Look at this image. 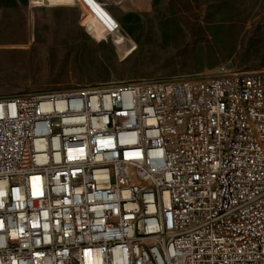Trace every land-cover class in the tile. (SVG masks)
<instances>
[{
  "label": "built area",
  "instance_id": "built-area-1",
  "mask_svg": "<svg viewBox=\"0 0 264 264\" xmlns=\"http://www.w3.org/2000/svg\"><path fill=\"white\" fill-rule=\"evenodd\" d=\"M260 204L264 67L0 95V264H264Z\"/></svg>",
  "mask_w": 264,
  "mask_h": 264
},
{
  "label": "rangeland",
  "instance_id": "rangeland-1",
  "mask_svg": "<svg viewBox=\"0 0 264 264\" xmlns=\"http://www.w3.org/2000/svg\"><path fill=\"white\" fill-rule=\"evenodd\" d=\"M11 2L0 6V95L264 67V0Z\"/></svg>",
  "mask_w": 264,
  "mask_h": 264
},
{
  "label": "bare ground",
  "instance_id": "bare-ground-1",
  "mask_svg": "<svg viewBox=\"0 0 264 264\" xmlns=\"http://www.w3.org/2000/svg\"><path fill=\"white\" fill-rule=\"evenodd\" d=\"M32 1L29 3L31 7ZM55 158H63V151H55ZM214 180L217 184H224L228 190V195H235L237 191V184L233 179V167H224L214 171ZM235 203V196H227V201L221 204V214H229L232 205ZM153 206H161L160 187H153ZM138 213H145V205H138ZM257 213H264V204L257 206ZM100 215H108V207L100 208ZM157 230L156 222L148 223V232H155ZM182 228H173V236H181ZM141 254H149V244H141ZM159 257H168V250H159ZM126 264H138V258H129Z\"/></svg>",
  "mask_w": 264,
  "mask_h": 264
},
{
  "label": "crops",
  "instance_id": "crops-1",
  "mask_svg": "<svg viewBox=\"0 0 264 264\" xmlns=\"http://www.w3.org/2000/svg\"><path fill=\"white\" fill-rule=\"evenodd\" d=\"M12 0H0V6H11V4H12V2H11Z\"/></svg>",
  "mask_w": 264,
  "mask_h": 264
}]
</instances>
